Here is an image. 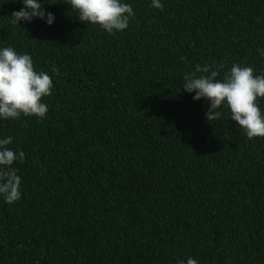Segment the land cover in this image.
Returning a JSON list of instances; mask_svg holds the SVG:
<instances>
[{
	"label": "trees",
	"instance_id": "obj_1",
	"mask_svg": "<svg viewBox=\"0 0 264 264\" xmlns=\"http://www.w3.org/2000/svg\"><path fill=\"white\" fill-rule=\"evenodd\" d=\"M49 2L51 26H20L22 4L0 0V46L54 85L44 118L0 121L25 154L21 199L0 198V264H264V137L226 107L208 121L181 86L205 62L264 73V0H125L114 34Z\"/></svg>",
	"mask_w": 264,
	"mask_h": 264
},
{
	"label": "clouds",
	"instance_id": "obj_2",
	"mask_svg": "<svg viewBox=\"0 0 264 264\" xmlns=\"http://www.w3.org/2000/svg\"><path fill=\"white\" fill-rule=\"evenodd\" d=\"M22 7L12 13L13 24L43 21L48 26L55 22V14L45 8L46 0H18ZM48 3L49 0H47ZM84 24L98 25L108 34L122 32L135 15L125 0H64ZM150 6L162 10L163 0H150ZM264 55V49H258ZM223 62L196 64L193 71L183 76V92L193 100L208 102L205 117L219 119L220 109L226 107L229 118L241 127L247 138L264 137V73L255 74L253 67L233 63L224 71ZM59 76V70L53 69ZM223 73V74H222ZM53 79L47 72L37 71L33 58L14 47L0 46V121L16 120L21 116L44 118L49 110L43 97L52 95ZM12 137L0 138V198L13 204L22 197V177L13 165L22 161V150L10 147ZM177 264H199L194 257L181 259Z\"/></svg>",
	"mask_w": 264,
	"mask_h": 264
}]
</instances>
